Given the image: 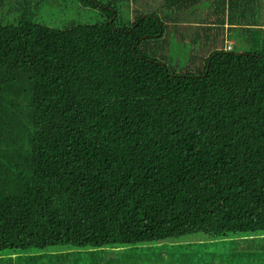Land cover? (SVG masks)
<instances>
[{"label":"trees","instance_id":"16d2710c","mask_svg":"<svg viewBox=\"0 0 264 264\" xmlns=\"http://www.w3.org/2000/svg\"><path fill=\"white\" fill-rule=\"evenodd\" d=\"M18 1L17 22L0 25V264L194 234L253 239L228 256L113 262L264 264V43L209 46L177 74L156 58V14L73 0L103 20L60 30L33 18L47 0Z\"/></svg>","mask_w":264,"mask_h":264},{"label":"rangeland","instance_id":"374dc122","mask_svg":"<svg viewBox=\"0 0 264 264\" xmlns=\"http://www.w3.org/2000/svg\"><path fill=\"white\" fill-rule=\"evenodd\" d=\"M114 1L119 5L122 0ZM52 2V7H50V5L47 7L40 5L39 9L36 8V4H31L30 9L35 11L36 16L33 18L36 23L50 28L63 30L70 28L72 25L96 24L103 20V15L91 8L79 7V5L76 4L71 6L73 0H52ZM122 3L123 6L121 9L124 11L127 9L126 0ZM125 14L126 15H122L119 20L123 24L129 23L131 18L127 12ZM2 18L3 15H0V19ZM170 18L172 21H177V24L166 26L163 37L165 42H160V45L158 44L159 49L156 58L162 59L166 66L177 74L185 71L195 72L196 70H193V68L197 67V59L200 54H202V49H207L209 47L204 46V44L211 33L208 32L207 28L204 26H199V28L191 26L192 28L189 29L188 27L190 26H179L181 21H192L190 15L174 13L173 15H170ZM4 19L6 22L3 24L5 25L15 24L18 20V16L16 14H7ZM193 19L195 20L194 17ZM175 28H178V31H175ZM245 50L246 48L241 46V44H234V52L240 53ZM194 61H196L195 64L192 63ZM260 238V236L255 237V241H259L258 239ZM251 239H253V237L249 234H227L226 237L222 239H214L203 234H194L161 243L140 245L137 249H133V252H162L161 254L163 256H175V259L182 260L185 256L189 255L197 254V256H200L207 249L209 252L216 253V255L222 254L228 256L233 254V250L238 252L240 248L244 247V245L251 241ZM66 249L67 248L64 247H58L38 254H49L50 256L55 254H65V257L67 258L65 260H68L71 264H117L113 262L115 257H118L119 260H121L124 256L139 255L131 253L129 249L126 248L120 249L119 252L112 248H104L100 250L72 249L65 251ZM47 257L49 256L47 255ZM49 260L52 262L57 261L54 257ZM74 260H78V263H75Z\"/></svg>","mask_w":264,"mask_h":264},{"label":"crops","instance_id":"0c3cea01","mask_svg":"<svg viewBox=\"0 0 264 264\" xmlns=\"http://www.w3.org/2000/svg\"><path fill=\"white\" fill-rule=\"evenodd\" d=\"M220 1L222 0H136V2L126 0V5L131 13L137 10L156 14L163 26L177 24V21L171 20V14L190 15L192 21H181L179 26H190L188 29L192 28L191 26L210 28L211 35L205 43L210 44L208 46L211 49L226 45L233 49L234 44L245 47L248 42L254 43L255 47H258V44L262 45L264 43V0H235L238 7L232 4L234 6L232 8L228 0H224V3ZM104 2L105 5L116 4L114 0ZM31 4L35 5L36 1L31 2L30 6ZM48 5L52 7V0L48 1ZM21 8L22 4L18 0H0V15H3L0 25H5L4 17L7 14L18 16ZM175 31H178V28H175Z\"/></svg>","mask_w":264,"mask_h":264},{"label":"clouds","instance_id":"9594fccd","mask_svg":"<svg viewBox=\"0 0 264 264\" xmlns=\"http://www.w3.org/2000/svg\"><path fill=\"white\" fill-rule=\"evenodd\" d=\"M228 46H229V45H228ZM226 47H227V45L224 46V47H222L224 51H227V50H226ZM229 47L231 48V46H229ZM231 49H232V48H231ZM227 52H229V51H227Z\"/></svg>","mask_w":264,"mask_h":264},{"label":"built area","instance_id":"2783aa9c","mask_svg":"<svg viewBox=\"0 0 264 264\" xmlns=\"http://www.w3.org/2000/svg\"><path fill=\"white\" fill-rule=\"evenodd\" d=\"M226 50H227V51H230V50H231V48H230L229 46H227V47H226Z\"/></svg>","mask_w":264,"mask_h":264}]
</instances>
